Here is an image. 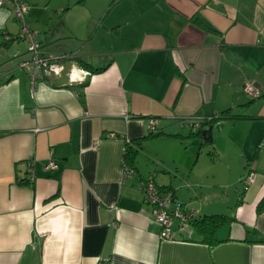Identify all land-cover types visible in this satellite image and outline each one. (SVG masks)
Listing matches in <instances>:
<instances>
[{
    "label": "crops",
    "instance_id": "crops-1",
    "mask_svg": "<svg viewBox=\"0 0 264 264\" xmlns=\"http://www.w3.org/2000/svg\"><path fill=\"white\" fill-rule=\"evenodd\" d=\"M52 1L27 18L62 70L34 88L0 6V264H264V0ZM225 111L211 140L181 124ZM150 176L195 212L172 239L143 202ZM206 215L228 220L207 235L193 225Z\"/></svg>",
    "mask_w": 264,
    "mask_h": 264
},
{
    "label": "built area",
    "instance_id": "built-area-1",
    "mask_svg": "<svg viewBox=\"0 0 264 264\" xmlns=\"http://www.w3.org/2000/svg\"><path fill=\"white\" fill-rule=\"evenodd\" d=\"M27 0H0V6L8 5L12 8L14 16L20 23V29L15 36L16 40H26L28 42V53L31 54L29 59L22 61L20 64L23 68L27 69L33 88L36 86L39 79L47 80L51 75L60 74L62 67L56 60L43 57L39 52L41 43L36 40V34L30 28L27 15L30 11V5ZM244 93H247L252 98L258 97L261 92L258 84L254 81H247L243 87ZM214 116L210 117H189L181 119L182 125H187L192 132L200 131L204 124L213 121ZM218 117V115L216 116ZM148 129L151 134L158 133L156 127L157 121L154 118L148 119ZM112 136V135H111ZM124 157L122 158L121 166V179L124 182L130 177H134V168L127 163L125 156L127 154L128 146H132V140L129 138L124 139ZM96 144V143H95ZM27 171L29 173V182L32 184L35 179V163L33 161L27 162ZM58 167L57 162L51 158L45 164L46 170H54ZM254 174L250 173L245 179V184L248 186L253 182ZM153 176H150L141 182V191L143 202L152 208V220L157 222L162 227L161 237L164 239H172L173 237V224L174 221H179L181 226H185L192 221L195 216L193 211H184L180 206L174 205V194L170 190H165L158 183Z\"/></svg>",
    "mask_w": 264,
    "mask_h": 264
},
{
    "label": "trees",
    "instance_id": "trees-1",
    "mask_svg": "<svg viewBox=\"0 0 264 264\" xmlns=\"http://www.w3.org/2000/svg\"><path fill=\"white\" fill-rule=\"evenodd\" d=\"M78 63H81V65L83 67H85L86 69H89L91 70V73L92 72H99V71H104L105 67H102V68H94L90 63H88L86 60L84 59H80ZM224 114H228V111H225L223 114H220L218 115V117L214 116L212 119L213 121L210 122V123H206L204 124L205 125H210L216 121H218L220 118H222L224 116ZM156 134H159L156 133ZM199 134V132H198ZM150 135H154V134H151ZM135 152L133 151V149H131V147L128 146V149H127V154L125 156V159L127 160V163L131 165V160L134 156ZM132 166V165H131ZM260 205H259V210H262L264 207V198L261 202H259ZM228 220V217L226 215H206L204 217H201V219L199 220H195L193 222V225L196 227V229L204 234H212L216 229L218 228L220 225H222L223 223H225L226 221Z\"/></svg>",
    "mask_w": 264,
    "mask_h": 264
},
{
    "label": "rangeland",
    "instance_id": "rangeland-1",
    "mask_svg": "<svg viewBox=\"0 0 264 264\" xmlns=\"http://www.w3.org/2000/svg\"><path fill=\"white\" fill-rule=\"evenodd\" d=\"M28 2V4L30 5V7L31 6H37V5H39L40 4V6H44V5H46L47 4V0H41V1H38V2H34V4H32V0H27ZM76 1H78V0H53L52 2H54L53 4H64V5H70V6H72V5H74L75 3H76ZM89 1V0H88ZM104 3L102 2V3H100V4H97V5H95V3H93L92 1H90V3L88 4V6H89V10H94V8L96 7V6H98V5H103ZM55 6V5H54ZM105 6V5H104ZM67 7V6H66Z\"/></svg>",
    "mask_w": 264,
    "mask_h": 264
},
{
    "label": "water",
    "instance_id": "water-1",
    "mask_svg": "<svg viewBox=\"0 0 264 264\" xmlns=\"http://www.w3.org/2000/svg\"><path fill=\"white\" fill-rule=\"evenodd\" d=\"M212 130H213L212 124L204 126L202 131H200L201 132V137L204 138V139L211 140L212 139V137H211Z\"/></svg>",
    "mask_w": 264,
    "mask_h": 264
}]
</instances>
